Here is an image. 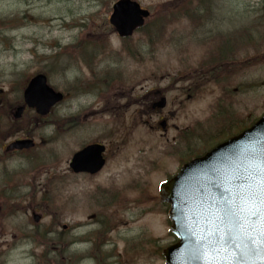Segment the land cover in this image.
I'll return each instance as SVG.
<instances>
[{"label":"rangeland","instance_id":"1","mask_svg":"<svg viewBox=\"0 0 264 264\" xmlns=\"http://www.w3.org/2000/svg\"><path fill=\"white\" fill-rule=\"evenodd\" d=\"M115 1L0 0V90H3L0 98L8 103L1 109L7 111L10 104L13 107L20 102L27 81L38 72H49V83L66 95L42 121L29 111L19 125H14L16 121L12 117H6L3 121L6 128H0V139L5 134L3 131L12 130L7 142L27 133L34 134L38 142L37 149L25 155L13 154L7 163L0 149V192H5V186L18 198L11 201L6 200L9 195L0 196L3 210L0 251H4L5 264H165L161 250L176 237L170 231L167 208L160 203L158 187L161 181L178 171L184 160L178 157L185 151L181 144L170 146L169 151L179 155L170 156L165 149L177 141L183 131L205 122L197 127L194 135L182 140L195 143L194 136L197 137L200 151H195L193 157L207 151L209 144L227 139L264 114V64L261 65L264 53H257L264 38L258 29L264 24L263 21L250 23L264 18V0H218L219 3L212 5L213 13L209 6L205 7L208 19H215L213 23L221 27L219 32L224 28L238 32L234 49L227 50V54L245 60L251 57L244 62L250 63L249 67L243 68H247L251 85L231 82L224 92L215 79L224 76L226 70L217 72L218 69L212 70L210 65L200 67L212 49L210 44L200 42V28L189 26L188 21L176 19L173 22L168 17L165 28L158 27L164 21L162 16L180 15V7L177 11L164 7L165 4L175 5L172 0H138L152 15L147 26L129 39H121L109 22ZM176 2L183 5V0ZM210 2L205 3L210 5ZM158 30H164L162 37ZM256 33L259 34L255 36ZM85 42L88 45L76 48ZM220 44L228 47L227 38ZM88 46L97 53L96 61L99 60L100 65L111 66L120 75L126 69L124 77L116 78L118 75L114 72L110 86L106 88L111 77L101 84L104 90L95 89L97 85L91 83L93 69L86 66L81 57ZM218 54L215 45L210 56ZM239 72H233L232 76ZM234 78L237 82L241 79L240 76ZM78 80L92 85L81 84L86 87L80 90L65 87ZM158 89L160 94L155 92ZM225 93L235 96L237 104L232 107ZM162 96L166 105L151 107V103L159 102ZM163 121L165 128L160 125ZM221 133L225 137L220 138ZM93 141L107 146L105 167L96 175L74 174L69 168L74 152ZM40 150L44 159L39 164L37 152ZM23 165L26 170L21 172L19 168ZM9 173L14 174L15 184L5 183ZM130 184L137 185L144 193L147 187V194L141 197L138 189ZM110 185L124 189L122 197L126 198V204L122 203L120 210L111 208L117 215L114 222L120 219V225L113 233L109 223V230L100 236L101 247H97L98 230L94 229L102 226L97 222L100 208L96 203L92 206L93 199L85 194L92 191L96 201L101 188ZM15 192L20 193L19 197ZM114 195L112 187L109 195L103 196L104 208ZM149 206L151 210H146ZM32 209L43 215L40 221L33 220ZM10 211L13 213L9 214ZM34 229L42 231L41 242L13 239L23 232L32 235ZM49 229L51 237L45 234ZM77 236L89 240L74 242ZM132 237L147 238L143 243L137 242L139 253L134 256L128 255L125 249L128 242L135 241ZM60 238L64 249L55 250L62 248L57 242ZM3 263L0 260V264Z\"/></svg>","mask_w":264,"mask_h":264},{"label":"water","instance_id":"2","mask_svg":"<svg viewBox=\"0 0 264 264\" xmlns=\"http://www.w3.org/2000/svg\"><path fill=\"white\" fill-rule=\"evenodd\" d=\"M149 11L132 0L113 6L110 22L121 36H130L144 24ZM63 99L46 75L33 77L24 91L26 105L41 114ZM165 104L163 99L158 106ZM25 106L18 108L20 117ZM162 126L165 127L164 123ZM32 140L14 142L29 148ZM104 146L91 144L76 153L75 171L95 172L104 165ZM264 178V115L249 129L184 164L160 187V198L171 204V229L180 240L163 251L166 264H264V234L250 227L247 197ZM38 220L39 217H36Z\"/></svg>","mask_w":264,"mask_h":264},{"label":"snow or ice","instance_id":"3","mask_svg":"<svg viewBox=\"0 0 264 264\" xmlns=\"http://www.w3.org/2000/svg\"><path fill=\"white\" fill-rule=\"evenodd\" d=\"M250 207L248 208L249 219L252 221L250 227H257L256 221H259V231L264 234V178L255 191L250 192L247 197ZM211 256H206V260L211 264Z\"/></svg>","mask_w":264,"mask_h":264},{"label":"trees","instance_id":"4","mask_svg":"<svg viewBox=\"0 0 264 264\" xmlns=\"http://www.w3.org/2000/svg\"><path fill=\"white\" fill-rule=\"evenodd\" d=\"M191 2H193V0H190V3ZM189 8H192V5H184L182 8H180V12L181 13H186V11L189 9ZM193 14H194V12H193ZM195 15H197V17L198 16H200V14L198 15V14H195ZM162 28H165L164 26L162 27ZM262 31V30H261ZM163 32H164V30H160V32L159 33H162V35H163ZM214 60V59H213ZM215 62H217V61H215L214 60V63ZM6 117H8V118H10L9 117V115L8 114H0V128H2V129H5L6 128V125L3 123V121L5 120V118ZM218 119V118H217ZM217 119L215 120V123H217ZM220 119L222 120V122H223V118L222 117H220ZM20 124V122H16V123H14V125H19ZM12 131V130H11ZM10 131V132H11ZM5 134L4 135H8L10 132H8V131H3ZM223 137H225L224 136V134L223 133H221L220 134V138H223ZM189 141V140H188ZM186 142V145L183 147L184 149H185V151L184 152H182V153H180L181 155H180V157L179 158H181L182 157V159L184 158V160L183 161H185V160H187V159H189L190 157H191V155L192 154H194V153H196L197 151H200V150H198V148H199V142H195L194 143V141L193 142ZM196 151V152H195ZM179 155V154H178Z\"/></svg>","mask_w":264,"mask_h":264},{"label":"flooded vegetation","instance_id":"5","mask_svg":"<svg viewBox=\"0 0 264 264\" xmlns=\"http://www.w3.org/2000/svg\"><path fill=\"white\" fill-rule=\"evenodd\" d=\"M15 152V151H14ZM105 155H106V153H105ZM105 195H107V193L106 192H104V191H102L100 194H99V196H100V198L97 200V203H101V205L103 206L104 205V203L103 202H101V201H103L104 199H103V196H105ZM122 199L119 197V195L118 196H114L113 198H112V202H114V203H116L117 202V204L118 205H120V204H122V201H121ZM99 205V204H98ZM106 212H108V209L107 210H105V211H103V212H101V213H99L98 214V216H97V218H98V225L99 224H101L102 226H98L99 227V231H100V233L101 234H105L107 231H108V225L106 224V222H107V220H108V214L106 213ZM103 224H106V225H103ZM1 228V227H0ZM2 237V235H1V233H0V238ZM17 237V236H16Z\"/></svg>","mask_w":264,"mask_h":264}]
</instances>
